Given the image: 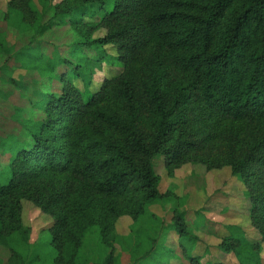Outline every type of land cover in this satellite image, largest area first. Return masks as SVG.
<instances>
[{"label":"trees","instance_id":"16d2710c","mask_svg":"<svg viewBox=\"0 0 264 264\" xmlns=\"http://www.w3.org/2000/svg\"><path fill=\"white\" fill-rule=\"evenodd\" d=\"M5 13L34 35L71 29L63 48L46 53L37 40L18 52L40 75L36 87L0 75L39 112L0 140L6 264H45L29 242L25 201L52 219L51 264H113L117 217L139 222L162 197L156 156L170 176L187 162L228 166L264 242V0H9ZM103 64L120 70L94 87ZM182 216L163 231L197 237ZM228 235L217 247L241 260L247 250ZM248 246L243 260L259 264L261 246ZM201 257L187 263L223 264Z\"/></svg>","mask_w":264,"mask_h":264},{"label":"rangeland","instance_id":"374dc122","mask_svg":"<svg viewBox=\"0 0 264 264\" xmlns=\"http://www.w3.org/2000/svg\"><path fill=\"white\" fill-rule=\"evenodd\" d=\"M8 1L0 0V75L26 83L31 89L37 86L40 75L21 65L24 60H20L18 52L28 47L30 42L37 43V40L42 43L46 53L51 52L53 46L63 48L69 42L71 29L53 27L45 35L25 32L17 26L16 18L6 15ZM108 49L113 51L110 46ZM119 70V66L114 64H103L94 76V87L103 77L114 75ZM29 97L28 90L0 80V140L20 135L21 124L39 115V112L30 110ZM153 161L162 197L149 206L139 222L129 215L117 217L110 246L113 264H180L181 257H184L182 263L188 264V257L194 255L202 256V263L240 264L242 261L246 262L244 264H258L255 258H251L253 260L250 262L243 260L252 253L248 245L255 244L261 246L257 249L258 262L264 264V242L249 221V204L242 195L243 184L230 173L228 166L207 170L200 163L187 162L170 176L163 165L162 156H156ZM177 213H182L186 227L197 237L180 239L173 229L163 231ZM22 219L31 229L29 242L37 249L40 261L43 259L45 264H51L54 251L48 243L49 231L46 228L52 219L28 201L23 204ZM169 232L173 235L168 236ZM227 234L247 250L241 260L231 252L223 254L217 247L221 236ZM241 238L245 243L239 241ZM179 242L183 243L185 250L181 249ZM204 243L213 248L205 250ZM7 256L8 252L2 249L0 264H6Z\"/></svg>","mask_w":264,"mask_h":264},{"label":"crops","instance_id":"0c3cea01","mask_svg":"<svg viewBox=\"0 0 264 264\" xmlns=\"http://www.w3.org/2000/svg\"><path fill=\"white\" fill-rule=\"evenodd\" d=\"M202 230H205V228H204V229H202ZM172 235H173L172 233H170V232L168 233V236H172ZM200 237H201V236H200ZM201 238H202V237H201ZM205 245H206V249H207V248H209V250H210V249H212V248H213V247H212V248H211V247H209V246H208V244H206V243H205Z\"/></svg>","mask_w":264,"mask_h":264}]
</instances>
